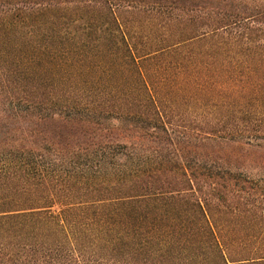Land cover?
Masks as SVG:
<instances>
[{
  "label": "trees",
  "instance_id": "16d2710c",
  "mask_svg": "<svg viewBox=\"0 0 264 264\" xmlns=\"http://www.w3.org/2000/svg\"><path fill=\"white\" fill-rule=\"evenodd\" d=\"M0 264H264V0H0Z\"/></svg>",
  "mask_w": 264,
  "mask_h": 264
},
{
  "label": "rangeland",
  "instance_id": "374dc122",
  "mask_svg": "<svg viewBox=\"0 0 264 264\" xmlns=\"http://www.w3.org/2000/svg\"><path fill=\"white\" fill-rule=\"evenodd\" d=\"M232 144V143H230ZM211 148H213L215 151H218L220 152L221 154H227V155H231L232 154V145H226L224 143H217V142H214L211 144ZM238 152H241L244 151L243 149H236Z\"/></svg>",
  "mask_w": 264,
  "mask_h": 264
}]
</instances>
